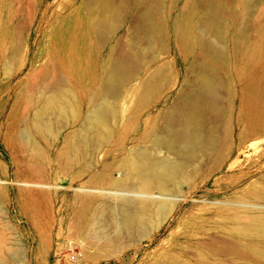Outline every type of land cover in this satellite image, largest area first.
Instances as JSON below:
<instances>
[{
    "label": "rangeland",
    "instance_id": "374dc122",
    "mask_svg": "<svg viewBox=\"0 0 264 264\" xmlns=\"http://www.w3.org/2000/svg\"><path fill=\"white\" fill-rule=\"evenodd\" d=\"M189 2L196 5L193 22L197 25L194 33L198 35V44L181 39L174 30V23L181 11L185 13ZM161 3L164 8L159 11L148 0H110V3L107 0H0V262L3 264L230 263L232 257H223L224 254L200 262L206 259L198 241L204 232L208 234L216 227L217 214L222 208L217 205L219 202L243 196L249 199L253 197L254 184L264 187V156L260 155L264 151V0H210L209 3L161 0ZM150 7L159 11V15L155 11L154 22L162 29L152 37L145 31L142 20V14ZM212 11L215 13L211 15L215 16L210 17ZM104 16L103 21L113 20L105 28L115 27L101 28L100 17ZM205 20L209 23L203 25ZM209 24L211 28H206ZM125 53L133 55L127 67L135 70L130 72L129 82L120 90L118 99L110 100L116 110L109 125L110 139L101 147L100 144L90 147L86 160L69 165L61 157V150L68 147V135L81 129L90 105L83 104V118L78 121L72 113L66 118L50 113L48 119L51 116L54 129L46 136L33 125L35 112L44 107L42 103L48 96L50 99L59 79L67 81L68 88L81 102L93 96L100 84L107 81L108 76L103 80L110 68L107 66H112ZM158 68L165 73L151 92H145L142 86ZM202 77H212L217 83L215 106L213 111L209 110L212 112L206 116V122L210 126L215 122L221 149L226 146L227 123L239 128L243 146L238 148L237 136L234 149H219L227 150L228 157L221 152L220 159L216 153L202 154L203 157L200 154L192 165L198 167L194 166V171L189 169L191 180L181 179L183 186L180 194H176L175 209L169 217L163 219L154 211L144 219V226H139L141 232L124 231L119 235L116 225L124 213L131 212V206L108 194L89 193V196L85 189L108 190L107 179L122 178L121 165L127 155L148 147L155 152L156 148L147 140L149 130L156 125L158 133L163 135L168 115L174 114L179 106H187L188 97L200 93L197 85H201ZM48 88L52 89L50 93ZM25 131L35 139L41 157L33 155L22 140ZM73 140L70 156L76 159L79 153L77 141ZM158 156L175 158L165 151ZM215 158L219 159L214 161L219 166L213 162ZM232 161H236V167L231 165ZM185 183L193 187L188 188ZM77 196L94 197L90 207L103 211L98 213L105 224L101 225L104 232L88 225L83 216L86 206ZM154 196L160 197L157 192ZM120 210L123 214L116 212ZM204 241L210 243L208 239ZM217 247L223 246H216L219 252Z\"/></svg>",
    "mask_w": 264,
    "mask_h": 264
},
{
    "label": "bare ground",
    "instance_id": "6f19581e",
    "mask_svg": "<svg viewBox=\"0 0 264 264\" xmlns=\"http://www.w3.org/2000/svg\"><path fill=\"white\" fill-rule=\"evenodd\" d=\"M107 1L110 3V0H107ZM148 1L149 2L151 1V3L154 4V7H157L158 10L160 11V9L162 7L161 6V4H162L161 0H148ZM209 1L208 0H201V2H206V3L207 2L209 3ZM193 4H195V3H193ZM193 4H190V2H189L187 4V6L185 7L186 9L184 8L185 13H183L181 11L180 16L179 17L177 16L178 18H177L176 22L174 23V30H175V33L176 32L178 33V35L180 36L181 39L191 40V42L193 40L194 43L198 44V39H197L198 35H196L194 33V31L197 30V28L195 30V27L197 25L194 26L195 21L193 22V19H194L193 17H194V12H195L194 7L196 5L193 6ZM104 6L107 7L108 3L107 4L105 3ZM116 8H115V11H116ZM162 8H164V7H162ZM109 10H112L111 7ZM120 10H121V8H120ZM158 10H156V8L153 10V8L151 9V7H150L146 11L144 10L145 12L143 11L144 13L142 14V20L145 23V26H144V24H143V26L146 30L143 28L142 29L145 31H148V33L151 37L156 32H158V31L161 32V30H162V29L160 30L159 25H157L154 22L155 11H157L156 14H158V12H159ZM213 11L210 13V15H209L210 17L212 16L211 15L212 13H215ZM104 12H105V10H103V13ZM109 12H111V11H109ZM115 15L117 17L118 14H115ZM106 16H104L103 18L100 17V21L102 19H104ZM213 16H215V14H213ZM110 18H113V17L110 16ZM106 20H104V21L102 20L103 25L101 28H103V27L105 28V25L109 24L108 22L110 20H108V22ZM111 21L113 22L112 19H111ZM111 21H110V23H111ZM143 21H141V22L143 23ZM207 22L208 21L203 22V25H204V23L207 24ZM109 25H111V24H109ZM113 25H115V24L112 23V26ZM209 25H208V27H206V26H204V27H206V28L210 27L211 28L212 24H209ZM109 27L110 26H107L105 29H108ZM113 27H115V26H113ZM194 34L196 35V38H195ZM99 35H100V33H99ZM101 35H103V34L101 33ZM104 35H103V37H105ZM106 37H107V35H106ZM153 39H151V40H153ZM98 40H101V39L98 38ZM199 42L201 43L202 41H199ZM197 44H195V47ZM206 46H207V44H205L203 47H206ZM210 49H211V47H210ZM137 52H139V51H137ZM132 54H134V53H132ZM120 55L121 56L118 57L116 63L112 62L113 63L112 66H110L111 65L110 63H109L110 65L107 66L110 68L107 69L106 72L104 71L105 75L103 77V80H104L105 76L106 77L108 76L107 81L105 82V80H104V82H102L100 84L99 88H97L98 90L96 92L94 91L95 94L93 96L85 98L84 101L81 102V100H79V98L73 93V91L70 88H68L67 81H64V79H59L58 83L56 85L54 84L55 86H53L54 87L53 90L48 88V89H50V90H48L49 91L48 93H50V91L52 90V95H51L50 99L48 96L47 97L48 100L47 101L45 100L46 102L44 101L45 104L41 102L42 105H44V107H42V108L40 107L39 108L40 111L35 112L36 120L34 117L35 121H32V122H34V124L33 123L32 124L36 128H38V130L41 132L40 134H44L46 136V135H51L53 133V129H54V123L50 118L51 116H49V119H48V115L50 113H52V112L55 114L57 113L58 115L61 116V118H63V117L66 118L67 116H69V114L72 113L75 116L76 120L78 121L81 118V109L83 107V104H87L88 107L90 105V110H89L87 116L84 118L82 117L83 120L81 123V129H79V131L75 132L73 135H71V134L68 135L69 136V137H67L68 139L66 138L67 139L66 142L68 144V147H66V150H61L63 152V153H61L62 154L61 157L65 158L69 165L75 164V163L79 164L82 160L83 161L86 160V158H88V156H89V148L90 147H92L94 145H99V144H100L99 146L101 147V145H103L104 143H107L110 139L112 130H111L109 125H110V121L115 117V112H116V110L113 108L112 104H110V100H117L118 99L120 90L122 89L124 84H127V82H129L128 81L130 79L129 76L131 75L130 72L133 69L135 70V68H133L130 71V69L132 67L129 66V68L131 67L130 69L127 67V62L130 61V63H131L133 61V59H132L133 55H130L129 53L120 54ZM136 57H137V55H136ZM115 60H116V58H115ZM130 63L128 62V64H130ZM132 66H133V64H132ZM137 67H139V66H137ZM137 70H138V68H137ZM161 72L162 71H160V68L156 69V71H154V73L145 81L144 85L142 86V89L144 88L145 92H151L153 90V88L155 86H157L156 85L158 83L157 79L158 78L160 79L161 78L160 76L163 73H165L164 71H163V73H161ZM135 73H136V71H135ZM132 74L134 75V73H132ZM202 78H203L202 81H200L201 78L199 79V81L202 82L201 85H197L195 83L197 85V89L200 90V93L199 94L196 93L198 90L194 86V89L197 90L195 92L196 94H193L190 97H188L189 99L185 98L186 100L187 99L189 100L187 106L182 107V106L176 105L177 108H179V107L180 108L175 109V111L172 110L174 114L168 115L166 113L169 117L167 116L168 119H166L167 123L165 125V128H164L165 132L163 135H160L158 133V131L156 129V125H154L153 128L151 127L152 130H149V134H148L149 136H147L148 139L147 138H145V139L149 140L151 145L156 148L155 152L152 149L149 150V147H148V149L147 148H144V149L141 148L139 150L134 149L135 151H132L129 155L126 156L127 158L126 159L124 158L125 160H123L124 162L121 165L123 172L120 175V176H122V178L115 177L116 179H111V180L107 179L108 184H106V186L108 187V190H96L95 191L92 189H87V188L85 189L86 194L88 193V195H89V193H90V195L95 193L94 196L96 195V193H99L101 195L103 194L105 196L108 194L107 196L110 195L112 199L114 197L115 200H117L118 202L124 203L126 205L128 204L129 206H131V212H129V213L123 214L122 210H120V212L116 211L118 213L123 214L121 220H120V218L118 219V220H120V222L118 221V223H117L116 221H114L117 223L116 226L119 227V229H118L119 232L117 231V233L119 235L122 234L121 232L124 233V231H126L125 233L128 232V233H132V234L134 232H136L137 230L140 231L141 227H139V226H142V224L144 223V219L146 220V217L149 218L150 214L154 211L158 212L163 219H166L167 217H169V215L175 209V205L177 202V200L175 199V197L177 196L176 194L177 193L180 194L179 192L181 191L182 186H183V182L181 181V179L191 180V179H189V177L191 175L189 172V169H193V171H194V166H197V165H194V166H192V165L194 164V161L196 160V158L200 154L205 155L207 153L210 155V153H214V154L216 153L218 156L219 152L224 150L223 148H225V147L229 148V147H232V145L233 146L235 145V142H236L235 139L237 138V136L239 137V139H238L239 143L237 145L238 148L241 149V147L243 146V143H244V141L242 140L243 134L242 133L240 134V132L238 130L239 128L237 129V126L233 125L232 123H227L226 135L228 134V137H227V141H225L226 146L222 147V149H221V146L219 143L220 138H219V140L217 138L218 134L216 132V124H214L215 122H213L211 120V122H213L212 124L210 122L211 126L207 124L208 122H206L207 121L206 116L208 115V117H209L208 113L212 112L213 111L212 109H214V106H215L214 103H215V98H216V94H217V83L215 82L214 78H212V77H207V78L202 77ZM154 91H157V90H154ZM45 93H47V92L45 91ZM147 96H148V94H147ZM44 97H42V98H44ZM142 100L143 99L141 98V102H142ZM183 101H184V99H183ZM248 103H250V101ZM35 105L39 106L37 104H35ZM180 105H184V104H180ZM250 106L252 107V105H250ZM250 106H249V108H251ZM209 110H212V111H209ZM251 111H252V109H251ZM253 111H255L254 108H253ZM250 113L252 114V112H249V114ZM216 115H218V114L216 113L214 118L217 120L219 118V116H216ZM253 115H254V113H253ZM223 117H225V116H223ZM214 118H213V120H214ZM73 120H75V119H73ZM154 120H156V119H154ZM248 123H249V121H248ZM154 124H156V123H154ZM225 126L223 129H225ZM104 130H106V131H104ZM244 130H245V128H244ZM237 131L239 133H236ZM23 133H24V136L22 137L23 138L22 140H24L26 142L25 144H27L28 147L30 148V152H32L33 155L41 157L42 151L39 148V146L37 145L35 139H33V137L27 131H25ZM73 138H75L77 141L75 146H76V149L79 153L78 158H76V159H72L70 156V153H71L70 141L73 140ZM75 139L73 140L74 143H75ZM67 144L65 146H67ZM232 148H230V149H232ZM256 149L258 150V148H256ZM162 151H165L166 153H168L170 155V157L173 156L175 158L174 159L173 158H163V159L159 158L158 154ZM258 151H259V153H261V150H258ZM258 151H257V154H258ZM225 152H221V153L225 154ZM230 152H232V150H230ZM239 152L241 153L240 150H239ZM239 152H238V154H239ZM207 154H206V156H207ZM226 154L229 155L228 151ZM226 154H225V157H228V156H226ZM248 155H249V153H248ZM260 155L264 156V151ZM260 155H258V158L260 157ZM201 157H203V155ZM212 157H213V154H212ZM236 157H238V156L236 155ZM217 158L220 159V155ZM256 158H257V156H256ZM256 158H254V159L257 160ZM219 159L213 160V162L214 161L219 162ZM222 159H223V157H222ZM254 159L252 160V162L253 161L255 162ZM221 161H224V160H221ZM258 161H261V160H258ZM258 161H256V162L258 163ZM218 162H217V164H218ZM248 162H249V160H248ZM232 163H233V161H232ZM232 163H231V165L234 166L236 164V161L233 164ZM120 164H121V161H120ZM120 164H118L117 167L118 166L120 167ZM238 164H240V163H237V165ZM220 165H222V163ZM217 166H219V165H217ZM234 167H236V166H234ZM234 167L233 168L231 167V168L234 169ZM211 168H213V167H211ZM217 168H220V167H216V169ZM228 168H230V166ZM122 170H120V171H122ZM237 171H238V168H237ZM212 172L210 171V173H212ZM234 175L235 174H232V176H234ZM107 177H108V174H107ZM110 178H112V175H110ZM206 178H208V177L206 176ZM206 178L204 177V179H206ZM95 179H96V177H95ZM204 179H203V181H204ZM93 180H94V178H93ZM96 181H95V183L98 184V182H96ZM217 181L219 182V180H217ZM184 182L187 183V181H184ZM218 182H216V183H218ZM204 183H206V182H204ZM187 184L189 185V183H187ZM219 184L221 185L220 182H219ZM260 184L261 183H259V185ZM254 185L252 188L253 189V191H252L253 197H249V199H247L245 197V199H244V196L242 195L243 196L242 199L241 198L240 199L235 198L233 201H228L225 203L219 202L217 204L218 206H220L222 208L219 209V212L217 214L218 221L216 220L217 221L216 227H214L213 229H210L208 234H205V232H204V234H202V236H200L201 237L200 241H198L199 242L198 247H200V249L205 253L203 255V258L206 259L205 261L199 260L200 262L206 263L208 261V259L213 260V257L215 258L217 255H221L220 257H222V254H224L223 257L225 255L227 257H229V256L232 257V258H230L231 260L228 259V260H230L229 264H264V187H258L257 186L258 184L256 186H254ZM100 186H101V184H100ZM191 187H193V186H191ZM191 187L188 186V188H191ZM193 189H195V187ZM156 192L160 195L159 198H156L154 196V193H156ZM88 195H86V196L88 197ZM86 196L85 197L77 196V199L80 201H83V203L86 206L85 207V213L83 215L84 219L86 220V222H88V225H90L91 227H94V228L98 227L100 232H104L103 230L101 231V229H102L101 225L104 223V222L102 223V217H101V213L103 211L101 212V210H99L101 213H98L99 211L97 209L91 210L90 206L92 205V203L94 201V197L87 198ZM117 207L119 208V206H117ZM125 212H127V210ZM121 215H119V216H121ZM103 225H105V224H103ZM143 226H144V224H143ZM138 234H140V233H138ZM106 235L107 234H104V236H106ZM206 235H208V238L205 237ZM91 237H93V236L91 235ZM95 239H97V238H95ZM206 239L210 240V243L209 242L206 243L204 241ZM110 242H112V241H110ZM215 243L218 245H216ZM215 245L216 246H219V245L223 246V247H217V248H219V252L221 254H219V252H217L218 249H216ZM184 250H186V249H184ZM193 253H196V252L193 251ZM193 253L192 254L190 253V254L193 255ZM195 256H196V254H195ZM228 260H224V261H228ZM195 261H198V260L196 259ZM214 262H215V260H214ZM0 264H3L2 261L0 262ZM208 264H210L209 261H208Z\"/></svg>",
    "mask_w": 264,
    "mask_h": 264
}]
</instances>
